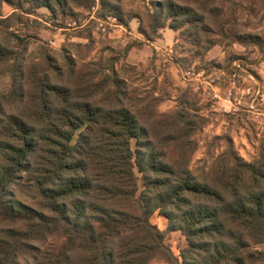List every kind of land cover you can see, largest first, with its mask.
Returning a JSON list of instances; mask_svg holds the SVG:
<instances>
[{
  "label": "trees",
  "instance_id": "obj_1",
  "mask_svg": "<svg viewBox=\"0 0 264 264\" xmlns=\"http://www.w3.org/2000/svg\"><path fill=\"white\" fill-rule=\"evenodd\" d=\"M232 37L264 43L250 33ZM94 86L83 93L38 83L23 113L5 115L0 100V264H21L22 254L33 255L24 264H178L149 220L156 209L196 249L192 264L233 262L239 231L264 232L263 150L251 162L227 150L195 173L183 115L166 122L178 135L167 130L163 145L119 92L97 98L105 86ZM169 147L179 148L176 156ZM49 237L60 239L57 247L34 252Z\"/></svg>",
  "mask_w": 264,
  "mask_h": 264
},
{
  "label": "rangeland",
  "instance_id": "obj_2",
  "mask_svg": "<svg viewBox=\"0 0 264 264\" xmlns=\"http://www.w3.org/2000/svg\"><path fill=\"white\" fill-rule=\"evenodd\" d=\"M234 32L264 41V0H0L1 110L25 112L38 83L83 93L96 92L101 83L97 98L113 99L119 92L155 139L167 130L178 135L166 122L183 115L190 125L193 172L207 170L227 150L254 161L264 152V121L225 98L233 79L264 91V43H239ZM200 70L210 72L217 92L189 79L187 72ZM138 143L131 140L134 151ZM169 149L175 156L179 151ZM135 171L142 188V174ZM15 196L29 201L25 192ZM149 220L164 232L178 264L197 259L186 235L158 209ZM237 234L242 247L233 248L235 260L220 264H264V232ZM59 242L49 237L34 252ZM20 256L21 264L33 260ZM149 264L169 263L154 258Z\"/></svg>",
  "mask_w": 264,
  "mask_h": 264
},
{
  "label": "built area",
  "instance_id": "obj_3",
  "mask_svg": "<svg viewBox=\"0 0 264 264\" xmlns=\"http://www.w3.org/2000/svg\"><path fill=\"white\" fill-rule=\"evenodd\" d=\"M187 73L191 80L200 76V73ZM236 82L238 81L232 80V88L227 92L225 100L233 106L243 105L244 109L251 112L255 119L264 121V91L262 88L254 85H237Z\"/></svg>",
  "mask_w": 264,
  "mask_h": 264
},
{
  "label": "crops",
  "instance_id": "obj_4",
  "mask_svg": "<svg viewBox=\"0 0 264 264\" xmlns=\"http://www.w3.org/2000/svg\"><path fill=\"white\" fill-rule=\"evenodd\" d=\"M197 73H200V76L197 78L199 83H204L205 86L207 85V89L212 90L213 92H217V89L219 87H215V83L213 78H210L211 74L210 72H205V70H200ZM244 79H247V77H244ZM198 82H196L198 84ZM195 83V82H194ZM231 86L227 89V92L232 88V81H231ZM206 88V87H205ZM227 92H226V97H227ZM217 95V94H215Z\"/></svg>",
  "mask_w": 264,
  "mask_h": 264
}]
</instances>
